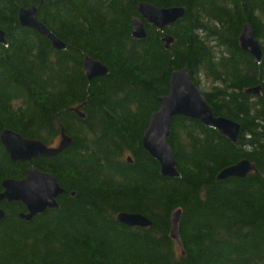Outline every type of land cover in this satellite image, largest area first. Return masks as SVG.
<instances>
[{
	"label": "trees",
	"instance_id": "16d2710c",
	"mask_svg": "<svg viewBox=\"0 0 264 264\" xmlns=\"http://www.w3.org/2000/svg\"><path fill=\"white\" fill-rule=\"evenodd\" d=\"M141 3L179 7L184 16L163 30L144 23L137 40L131 23L141 20ZM30 6L64 50L19 25V10ZM245 24L260 44L259 62L240 48ZM0 30V134L50 147L63 128L72 139L31 165L12 162L0 142V192L3 180H20L29 168L54 175L64 190L57 208L29 222L20 202L0 203V264H264V0H0ZM86 56L107 75L88 81ZM182 68L214 115L241 131L232 144L173 118L167 144L178 177L165 178L141 139ZM254 88L258 95L247 94ZM241 160L257 173L216 181ZM177 210L181 247L170 236ZM122 212L152 225L126 227L116 220Z\"/></svg>",
	"mask_w": 264,
	"mask_h": 264
},
{
	"label": "water",
	"instance_id": "95a60500",
	"mask_svg": "<svg viewBox=\"0 0 264 264\" xmlns=\"http://www.w3.org/2000/svg\"><path fill=\"white\" fill-rule=\"evenodd\" d=\"M138 13L141 18L131 23V35L137 40L145 38L144 23L152 25L158 30H163L176 23L184 16V10L179 7L157 8L149 3L138 5ZM37 9L34 6L21 8L18 12V22L22 28L35 31L46 38L52 48L58 51L65 49V44L59 40L47 27L37 20ZM164 48L169 49L173 39L165 35L162 38ZM5 33L0 30V45H5ZM239 44L243 52L251 55L256 61H260L262 51L256 39L251 25L245 24L241 28ZM83 68L88 81L102 78L107 75V68L98 61L88 56L83 60ZM249 95H258L259 88L247 91ZM159 109L149 119L148 126L141 139L142 148L154 159L160 168V173L165 178H177L176 163L173 152L167 144L170 134L172 119L184 117L194 120L205 127L215 129L218 134L232 144H237L241 131L238 123L221 116H215L208 105L204 93L192 81L190 71L187 68L173 71L169 79L168 94L158 99ZM80 118L83 115L78 108L74 109ZM61 140L57 147H47L41 141L30 140L20 134L5 130L0 134V142L14 163L32 164L39 158H54L72 145V139L65 135L64 129L60 132ZM130 162V159H127ZM250 173H257L253 164L248 160H241L234 165L222 169L216 176V181H224L230 178L243 179ZM0 203L20 202L25 207L26 213L19 217L27 222L37 215L58 207L57 199L64 194L54 175L43 173L34 168H29L25 177L20 180L5 179L1 183ZM181 211H175L171 216L170 236L182 246L178 233V224ZM0 210V221L3 218ZM118 223L126 227L148 228L152 223L143 215L137 213H119L116 217Z\"/></svg>",
	"mask_w": 264,
	"mask_h": 264
},
{
	"label": "rangeland",
	"instance_id": "374dc122",
	"mask_svg": "<svg viewBox=\"0 0 264 264\" xmlns=\"http://www.w3.org/2000/svg\"><path fill=\"white\" fill-rule=\"evenodd\" d=\"M201 86V84H199Z\"/></svg>",
	"mask_w": 264,
	"mask_h": 264
},
{
	"label": "flooded vegetation",
	"instance_id": "af4514ba",
	"mask_svg": "<svg viewBox=\"0 0 264 264\" xmlns=\"http://www.w3.org/2000/svg\"><path fill=\"white\" fill-rule=\"evenodd\" d=\"M37 17V16H36Z\"/></svg>",
	"mask_w": 264,
	"mask_h": 264
}]
</instances>
